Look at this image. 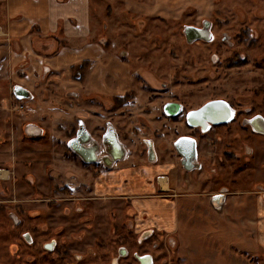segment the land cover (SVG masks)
I'll return each mask as SVG.
<instances>
[{"label": "rangeland", "instance_id": "rangeland-1", "mask_svg": "<svg viewBox=\"0 0 264 264\" xmlns=\"http://www.w3.org/2000/svg\"><path fill=\"white\" fill-rule=\"evenodd\" d=\"M91 1L94 27L90 37L96 50L103 49L101 43L107 41L108 50L117 49L119 53L121 34L126 33L130 42L123 47L129 51L126 59L130 65L160 66L157 76L168 79L169 94L177 95L186 108L219 96L230 99L239 110L241 115L233 122L205 133L200 141L202 157L210 163L209 171H213L211 167L217 173H210L209 180L195 190L210 194L224 186L222 189L228 188L230 192L250 191L252 184H263L264 135L251 133L241 126L240 119L253 113L264 115V0H168L179 2L168 7V15L179 17L168 21L146 20L140 33L134 22L135 26L123 25L119 18L126 0ZM187 2V8L179 13ZM107 6L112 8L110 19L105 14ZM175 7L179 8L175 11ZM202 18L212 20L215 40L188 45L183 25L199 23ZM245 30L253 39L235 41L237 34L245 37L242 35ZM150 33L156 34L157 39L148 37ZM223 34L232 45L222 42ZM55 36L57 41H52V47L59 53L62 48H70L69 42L62 40L59 28ZM0 38L11 43V38L2 33ZM86 43L71 42L74 54L63 53L56 59L67 63L66 68L45 74L40 71L37 59H22L21 47L17 51L21 57L13 58L8 79L0 80V169L8 170L6 179L0 177V264H111L120 244L127 247L129 254L119 258V264H136L132 252L149 249V244L136 245L135 231L140 227L134 225L129 202L96 199L91 173L102 167L83 164L71 153L67 141L74 136L77 119L91 126L92 134L99 133L96 128L109 120L126 150L138 155L142 139L155 138L154 131L161 130L159 138L154 139L161 148L189 130L181 120L149 122L144 116L136 120L139 117L135 107L113 109L109 103H101L87 94L85 79H74L71 67L75 59L85 55ZM81 49L82 54L75 53ZM212 53L219 58L214 64L210 60ZM234 55L236 64L227 65L226 61L234 60ZM135 84L138 88L141 80L136 78ZM15 85L33 92L30 101H21L24 105L21 110L14 105L11 89ZM24 120L43 129L39 139L22 136ZM225 150L231 154H225ZM164 160L162 156L161 161ZM137 161L143 162V157ZM123 165L124 162L117 163ZM199 174L194 173V179ZM175 204L177 243L168 244L157 232L152 239L157 246L150 249L153 264H264V245L257 227L245 220L247 214H236L225 207L185 210L180 201L175 200ZM170 216L168 211V224ZM24 232L32 236L33 243L23 240ZM51 239L56 241V247L46 252L42 245Z\"/></svg>", "mask_w": 264, "mask_h": 264}, {"label": "flooded vegetation", "instance_id": "flooded-vegetation-1", "mask_svg": "<svg viewBox=\"0 0 264 264\" xmlns=\"http://www.w3.org/2000/svg\"><path fill=\"white\" fill-rule=\"evenodd\" d=\"M215 2L216 1H214V3ZM214 3H212V5ZM177 4H179V2L171 3L168 7ZM187 6L188 2L184 7H178L180 9L179 13L184 11ZM176 7L174 8L175 11L178 9H176ZM111 9L112 8L109 6H107V11L105 9L107 19L111 17ZM120 15L119 18L123 25H134L135 23V25H137L135 28L138 33L142 30L144 31L146 20L152 19L153 21L154 19H158L168 21L169 18L176 19L179 17L176 16L177 14L171 17L159 15L148 17L147 15H142L127 7L123 8ZM140 23L141 25H139ZM93 27L94 26L91 24L90 36H92ZM103 29H107L106 23L103 24ZM30 30V33L33 34L30 41L25 45L22 59L31 57L35 60L37 59V65L44 74L47 72L53 73L61 71V68L53 67V63L58 58L57 55L59 53L55 47H52L54 46L52 41H57L55 33H48L46 35L37 34V27L34 26H32ZM242 32H244L242 35H245V37L243 38L241 34H237L235 35V41L247 40V42H250L253 39L252 34L248 30ZM182 33L188 45L194 43H211L216 38L213 22L210 18H202L199 23L184 24ZM122 34L120 38L121 46L118 48L120 54L117 53V49L109 51L110 44L108 45L107 41L102 42L101 45L103 49L99 51L95 50L94 52L90 51L87 56L73 62L71 67L74 68V79L80 81L83 77L85 79L86 90L88 91L87 94L90 93L91 97L94 95L96 100L101 103H109L110 107L113 109L126 107L127 105L135 107L134 109H137L139 117L136 120H141V116H144L143 119L149 122L154 120L167 122L168 120L170 122L181 120L189 132L181 133L175 140H172L169 145H163L161 149L157 145L158 142L154 140L155 138H159L161 130H158V132L154 131V134H156L155 138L147 137L142 139V151H139L138 155L136 153L131 154L129 149L126 150L123 139L121 141L118 132L109 120L104 121L100 129L96 128L99 133L92 134L89 130L91 126H86L81 119H77L74 136L67 141V146L71 150V153L77 156L83 164L96 168L102 167V169L96 170L95 173H91V176L94 178L92 192L94 196H96V199H122L125 202H129L128 208L133 211L132 220L134 225L140 227L139 230L135 231L137 234L135 238L136 245L138 247H143L145 244H149V249L147 250H145V248H142V250L135 249L131 254L132 259L136 264H153L154 257L150 249H155L157 246V242L152 240L155 234L158 232L164 236L165 242L167 241L170 245L175 244V239L171 237V235H168L165 229L157 228L150 217V213H148V211L142 212L139 210L136 203L141 202L147 204L156 200L166 199L174 202L175 200L180 201L181 207L185 210H194L198 208H200L198 210H204V202L207 204V208H214L216 210L223 209L226 196L229 194H236V191L230 192L228 188L222 191L221 189L225 188L224 186L219 187L216 192L210 194L195 190L197 186L202 187L204 182L209 180L208 177L211 176L210 173H217L215 168L213 169L210 167V170L213 171H209L208 165L210 163H207L205 157H202L199 145L201 143L200 141L204 139L205 133L230 124L241 114L230 99L219 96L208 98L196 106L186 108L183 100L179 99L177 95L172 97V95L169 94L168 79L163 80L162 77L157 76L156 72L160 66L154 65L149 67L148 65L135 68L130 65V60L126 59L129 51L123 47L129 45L130 38L125 36L127 35L126 33ZM151 36L153 38L152 40L157 39L156 34L150 33L148 37ZM221 39L223 43L225 42L232 45V41L228 40L226 34H223ZM45 41H48V43L44 44ZM88 41V44H94L91 37L88 38ZM53 48L55 50H52ZM34 49L38 51H34ZM210 56V60L213 64L219 60L217 53H212ZM233 57L234 60L228 59L226 61L227 65L233 66L236 64V55ZM239 61L243 62L244 60L239 58ZM148 62L149 64L151 63V61ZM154 63L156 64V62ZM136 78L141 80V84L138 88L135 84ZM16 86H20L27 90L28 96L22 99L16 98L13 94V87ZM13 87L11 92L16 100L14 105L19 110L24 109V105L21 101L26 99L30 101L33 92H31L29 88L21 85H15ZM72 93L77 95L75 92ZM213 101L220 102L219 105L223 113L222 117H226L224 121L218 123L205 121L204 130L200 124L191 125L187 122V115L189 112L198 110L203 105ZM140 104H142V106H140ZM255 117H261L264 120L263 114L253 113L248 117H241V126L249 128L251 133L264 135L255 132L249 124L248 120ZM202 118L204 117L202 116ZM22 126H24L22 136L26 139L37 140L43 134V129L35 123L25 122L24 120ZM81 137L86 138L84 143L80 142ZM180 138H190L192 140V151L188 146V141H184L179 149L176 148L175 142ZM82 146L85 148L82 149ZM80 150L81 153L79 152ZM225 154L230 155L231 151L225 150ZM140 156L143 157V162L137 161ZM162 156L165 158L164 161H161ZM120 161L124 162L125 165L117 166V163ZM0 170L3 171V174L0 172V177L6 179L8 170ZM199 172L198 179H194V173L198 174ZM204 175L206 176L204 177ZM217 175L218 174H215L214 176ZM160 177H164V186H162L160 182V179H162ZM246 192L259 195L262 200H264V183L252 184L250 191ZM219 194H223L222 205L217 208L215 205H218L216 203L218 200H221V198L214 197ZM248 204L250 203L243 204V207L234 205L232 209L235 212L241 213L246 210V205ZM253 212L256 213V210L254 209ZM162 222L168 223V215L165 214V216H162ZM15 224H18V222H15ZM113 229L117 230L116 226H113ZM135 232H133V234H135ZM22 238L26 243H33L32 236L28 232H24ZM55 247L56 241L54 239L42 245V248L46 252L53 251ZM128 254L127 247L124 244H120L117 247V256L113 258L111 264H119V258H124ZM65 264L74 263L66 262Z\"/></svg>", "mask_w": 264, "mask_h": 264}, {"label": "crops", "instance_id": "crops-1", "mask_svg": "<svg viewBox=\"0 0 264 264\" xmlns=\"http://www.w3.org/2000/svg\"><path fill=\"white\" fill-rule=\"evenodd\" d=\"M91 4V0H0V33L11 38V43H6L4 39L0 38V80L5 81L8 79V70L12 67L13 58L21 57V54L17 52L18 49L20 50L22 47L25 50L26 43L32 37L33 33H30L32 26L37 27V34L40 33L42 35L55 33L59 28L62 40L69 42L70 48H62L63 51L58 53L57 56L60 57L63 53L74 54L70 43L80 41L86 43L91 35ZM169 5H171V2L168 0H152L148 2L126 0L124 2V7L148 17L158 15L163 17L173 16L174 14L168 15ZM85 46V55L83 57L87 56L90 51L94 52L96 50L93 44L86 43ZM81 51L83 52L82 49L78 52L74 50L75 53L82 54ZM83 57L75 59V61ZM66 66L67 63L62 64L61 61L57 62V60L53 63V67L61 69L66 68ZM245 203H250L246 205L247 208L244 211V214H247L245 220L250 225L257 227L260 242L264 245V200L259 195L242 190H236V194H229L224 199V207L230 209L234 205ZM136 205L142 212L148 211L154 221V225L157 228L165 229L168 235L175 239V244L177 243V237L175 238L174 236L176 232V204L174 201L160 199L147 204L138 202ZM203 205L205 210L207 204L204 202ZM254 209L256 213L253 212ZM168 211L171 215L170 224L162 222V216L168 215ZM260 259L263 260V258Z\"/></svg>", "mask_w": 264, "mask_h": 264}, {"label": "water", "instance_id": "water-1", "mask_svg": "<svg viewBox=\"0 0 264 264\" xmlns=\"http://www.w3.org/2000/svg\"><path fill=\"white\" fill-rule=\"evenodd\" d=\"M13 94L16 98L22 99V98H26L28 96V91L25 90L24 88L20 87V86H16V87H13ZM219 104H220V102H218V101L209 102V103L203 105L202 107H200L198 110L189 112L187 115V122L191 125L200 124L202 126V129L204 130L205 121H209L211 123H218V122L224 121L226 117H222L223 113L221 112V106ZM202 116L204 118H202ZM198 117H201V118H198ZM248 122L252 126V129L255 132L264 134V120L261 117H255L251 120H248ZM85 140H86L85 137L80 138L81 143H84ZM184 141L185 142L188 141V146L192 151L193 142L190 138L189 139L188 138L178 139L175 142L176 148L179 149V147L182 146ZM84 148L85 147L82 146V149H84ZM79 152L81 153V150ZM223 190L224 189H222V191ZM222 197H223V194H219V195H216L214 197V198H221V200H218L216 203L218 205H215L217 208H219L222 205ZM147 264H149V263H147Z\"/></svg>", "mask_w": 264, "mask_h": 264}, {"label": "bare ground", "instance_id": "bare-ground-1", "mask_svg": "<svg viewBox=\"0 0 264 264\" xmlns=\"http://www.w3.org/2000/svg\"><path fill=\"white\" fill-rule=\"evenodd\" d=\"M0 172L3 174V171H1V170H0ZM4 173H5V172H4ZM160 182H161L162 186H164V184H165L164 182H165V181H164V179H163V178H162V179H160Z\"/></svg>", "mask_w": 264, "mask_h": 264}]
</instances>
